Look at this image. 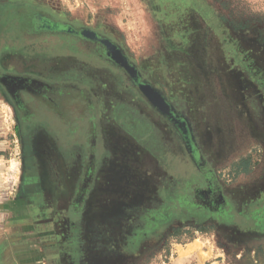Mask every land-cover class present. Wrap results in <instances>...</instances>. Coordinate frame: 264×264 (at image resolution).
<instances>
[{
	"label": "rangeland",
	"instance_id": "obj_1",
	"mask_svg": "<svg viewBox=\"0 0 264 264\" xmlns=\"http://www.w3.org/2000/svg\"><path fill=\"white\" fill-rule=\"evenodd\" d=\"M0 3L46 9L117 38L143 76L189 119L195 154L203 158L198 167L180 133L130 80L99 63L78 65L77 71L66 73L65 82L80 87L85 100L65 113L66 121L76 126L70 128L74 133H64L82 146L64 144L65 154L77 157L66 156V169L46 172L43 186L23 184L15 118L0 93V167L11 175L10 186L17 184L10 197L20 202L12 210L28 215L17 224L2 219V227L6 223L13 229L34 226L32 232L45 231L43 239H30L50 247L45 264L264 260L256 261L264 242L250 238L264 229V0ZM25 34H8L18 44L13 49H36V44L22 45ZM45 52L44 59L26 60L27 65L47 67L42 63ZM94 146L97 167L84 187ZM246 154L255 165L249 173L237 174L232 162ZM210 170L225 195L227 208L221 212L193 199L194 188L207 186ZM191 243L195 249L185 253Z\"/></svg>",
	"mask_w": 264,
	"mask_h": 264
},
{
	"label": "flooded vegetation",
	"instance_id": "obj_2",
	"mask_svg": "<svg viewBox=\"0 0 264 264\" xmlns=\"http://www.w3.org/2000/svg\"><path fill=\"white\" fill-rule=\"evenodd\" d=\"M15 31L22 34L28 32L29 35L25 34L28 39H25L26 42L22 45L31 47L36 44L34 47L36 49L31 51L13 49L18 44L11 43L8 34L13 35ZM50 44L55 45L52 50L49 48ZM44 48L45 64L44 60L42 63L47 67L43 68L41 64L39 67H29L26 60L34 62L36 57L44 59ZM19 55L22 59L21 64L17 63ZM67 60H70L69 63L72 65L68 71ZM126 61L132 66L134 75L125 67ZM23 62L26 65H23ZM91 63L93 65L99 63L119 74L124 80L125 78L130 80L142 95L144 94L139 89V83H150L119 40L110 36L107 31L89 28L80 22H70L49 10L35 8L32 5L0 3V93L10 105L15 118V129L22 147V181L25 186L45 185L46 172L66 169V156L73 160L77 157V153L73 154L74 157L68 151L69 154H65L64 144H73L78 149L82 146L75 142V137L73 142L71 138L67 139V133L64 132L76 126L74 124L76 122L74 121L72 125L67 122L65 113H69L75 104L85 99L81 98L83 92L80 87L78 90L76 85L66 84L65 75L69 71H77L78 65L85 67ZM167 101L171 105L170 116L157 107L154 108L180 133L192 159L200 167L198 161L203 158L195 154L197 150L194 149V134L190 121L186 116L179 114L170 100ZM94 117L90 119L95 120ZM72 132L74 133V130ZM96 147H90L88 166L82 184L84 187L92 181L97 167ZM206 181L207 186L198 192H201L206 202L214 199L222 203L224 199L220 187H215L212 180ZM217 190L220 192L219 196ZM208 207L212 208L210 205Z\"/></svg>",
	"mask_w": 264,
	"mask_h": 264
},
{
	"label": "crops",
	"instance_id": "obj_3",
	"mask_svg": "<svg viewBox=\"0 0 264 264\" xmlns=\"http://www.w3.org/2000/svg\"><path fill=\"white\" fill-rule=\"evenodd\" d=\"M1 1L4 0H0V2ZM7 2H11V0H7ZM3 154V152H0V163L4 160ZM8 177H11L8 171L0 167V223L2 222V219H5L7 223L11 220H15L13 223L17 224V219L20 218L22 220H28V215H24V210L19 212L17 210H12L13 208H16V204L20 202V200L15 197L11 199L10 196L12 191L16 190L15 187L17 184H14L13 187H11L9 183L10 181L7 180ZM10 188L12 189L9 190ZM25 223H27V221ZM5 224L3 227L0 224V264H45V258L49 255L48 253L50 247L48 245L46 247L45 242L32 243L30 241V239L35 235H42L43 239L45 231L42 229L38 230L37 228L36 232H32V229H35L34 226H16V228L13 229V227H7L8 224H6V226ZM11 229H13V231H11ZM8 235L11 238L9 241H6ZM250 238L253 240L255 239L257 243L261 242L262 244V242H264V229H262L258 235H251ZM257 254L258 256L256 257V261L261 260L262 256H264V245L259 247ZM260 264H264V260L261 261Z\"/></svg>",
	"mask_w": 264,
	"mask_h": 264
},
{
	"label": "trees",
	"instance_id": "obj_4",
	"mask_svg": "<svg viewBox=\"0 0 264 264\" xmlns=\"http://www.w3.org/2000/svg\"><path fill=\"white\" fill-rule=\"evenodd\" d=\"M254 165L255 164H253V162L251 160V155H247L246 154L245 156H242L238 160L232 162V165L231 166H232L233 169H235V172L237 174H239V173H249L252 170V168H253ZM210 174H211V176L208 175L206 177V180H212L213 183H214V185H216L215 187H220L221 194H223L224 201L222 203H219L218 201H215L213 199L211 201H208L210 203V204H208V202H206V200H204L205 198L201 194V192L200 193L198 192V191H200V189H203L200 186H198L197 188H194V190H195V196L194 195L193 196L195 198H193V199H194V201L196 203H198V204H200L202 206L207 207L208 205H210V207H212V208H210V210H212V211L214 210V211L221 212L223 210H226V208H227L226 207L227 206V203L225 202L226 201L225 195L222 192L223 189L221 188V186L219 185V183H217L218 180H217L216 175L214 174L213 170H210ZM219 194H220V192L217 190V195L219 196ZM250 215H253L252 217H253V219H255V217H254L255 215L254 214L251 213ZM261 227H263V226H261Z\"/></svg>",
	"mask_w": 264,
	"mask_h": 264
},
{
	"label": "water",
	"instance_id": "obj_5",
	"mask_svg": "<svg viewBox=\"0 0 264 264\" xmlns=\"http://www.w3.org/2000/svg\"><path fill=\"white\" fill-rule=\"evenodd\" d=\"M124 65L134 75L132 66H130L127 61ZM139 89L153 106L157 107L161 112L168 116L172 114L170 103L167 101L166 97L158 89H156V87L150 83L142 82L139 83Z\"/></svg>",
	"mask_w": 264,
	"mask_h": 264
},
{
	"label": "bare ground",
	"instance_id": "obj_6",
	"mask_svg": "<svg viewBox=\"0 0 264 264\" xmlns=\"http://www.w3.org/2000/svg\"><path fill=\"white\" fill-rule=\"evenodd\" d=\"M194 249H195V244L191 243V244H189V246H187V248H185L184 252L187 253V252H190Z\"/></svg>",
	"mask_w": 264,
	"mask_h": 264
}]
</instances>
